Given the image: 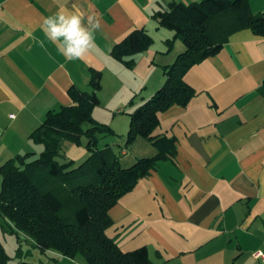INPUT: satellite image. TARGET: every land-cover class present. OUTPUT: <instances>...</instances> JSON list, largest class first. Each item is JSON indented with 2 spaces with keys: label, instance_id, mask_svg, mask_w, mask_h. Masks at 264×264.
I'll return each mask as SVG.
<instances>
[{
  "label": "crops",
  "instance_id": "crops-1",
  "mask_svg": "<svg viewBox=\"0 0 264 264\" xmlns=\"http://www.w3.org/2000/svg\"><path fill=\"white\" fill-rule=\"evenodd\" d=\"M173 1L200 0H0V166L17 155L42 152L30 135L49 111L72 103L73 85L89 88L92 68L103 73L100 100L106 108L120 112L135 95L140 99L134 107L150 98L165 81L153 62L171 64L177 52L156 51L158 59L151 47L136 56L131 70L111 50L134 29L160 32L153 13ZM251 8L263 12L264 0H251ZM61 10L95 13L103 22L83 61H67L43 35L44 18ZM37 38L45 40L44 47ZM141 67L145 74L138 84ZM185 80L197 96L187 107L162 113L155 131L176 138V162H161L120 199L110 212L114 225L108 234L124 251L147 247L154 264H264L251 254L264 248V237H258L264 236V37L248 29L235 33ZM109 81L113 87L106 92ZM131 148L122 150L124 167L157 153L142 137ZM1 226L0 245L9 252L8 226ZM16 239L19 249L26 243L40 250L25 236Z\"/></svg>",
  "mask_w": 264,
  "mask_h": 264
},
{
  "label": "trees",
  "instance_id": "trees-1",
  "mask_svg": "<svg viewBox=\"0 0 264 264\" xmlns=\"http://www.w3.org/2000/svg\"><path fill=\"white\" fill-rule=\"evenodd\" d=\"M152 17L159 27L174 33L165 40L168 52L178 39L185 46L173 63L162 66L163 85L130 114L127 145L142 137L157 153L122 167L112 146L98 147L100 138L115 133L93 116L101 105L98 91L103 73L92 68L91 89L73 85L68 90L72 103L49 111L30 135L43 146L42 152L36 157L31 153L17 155L0 166V216L6 222L3 226H8L20 242L23 235L44 253L52 251L71 260L82 257L87 264H154L147 247L124 251L108 234L114 225L110 212L161 162H176V138L156 135L155 131L162 113L173 106L187 107L197 96L198 91L185 80L188 71L218 55L237 32L248 29L264 37V11L253 12L251 0L173 1L160 5ZM154 42L146 28L134 29L113 46L111 56L134 69L135 57ZM260 92L264 94V82ZM133 102L134 98L129 104ZM85 124L91 127L84 129ZM83 137L87 138L89 157L78 166L73 160L61 163L58 157L62 156L63 143L81 144ZM11 259L0 245V264H9Z\"/></svg>",
  "mask_w": 264,
  "mask_h": 264
},
{
  "label": "rangeland",
  "instance_id": "rangeland-1",
  "mask_svg": "<svg viewBox=\"0 0 264 264\" xmlns=\"http://www.w3.org/2000/svg\"><path fill=\"white\" fill-rule=\"evenodd\" d=\"M160 32H157L156 30H154V35L156 40L154 42V44L152 45V49L153 51H159L160 53H162L163 51H168V45L165 43V39L167 38V36H165V34L168 32H172L169 29L163 28L160 29ZM183 46L184 43L182 42V40L178 39L175 41L174 46L172 48V50L170 52H177L176 53V57L179 53L178 51V47L179 46ZM185 51V50H184ZM145 53V52H144ZM158 54V59H161V55L159 53H155V55ZM175 57V59H176ZM136 59V57H135ZM154 61V60H153ZM152 63V61H151ZM154 66H156V70H158V72H162L163 74V70H162V66L164 64H158L157 60H155L153 62ZM136 66V65H135ZM135 68V67H134ZM132 70V69H131ZM145 74L144 69L139 68L138 69V75L136 76V80L137 83H141L143 75ZM164 75V74H163ZM133 74H132V81H133ZM90 77H91V72H90ZM102 79H103V74H102ZM122 79L127 81V74L125 75V77L123 76ZM122 82L120 84V86H122L121 88L123 89L124 83L126 82ZM90 82V80H89ZM102 84V81H101ZM163 85V84H162ZM103 86V85H102ZM113 87V83L109 81V85L106 86V89L104 87V91H109V89ZM91 87L89 86V88L87 90H90ZM102 87L101 89L98 91V96L100 98V96H102ZM134 100L137 98V100L140 99V94L135 95ZM132 98V99H133ZM131 100H129L130 102ZM128 104L126 102H124V106H122L123 108L121 109L120 112H118V108L112 109V108H106V106L104 105H100L98 107H96L93 111V116L95 118V120H97L98 122L101 123H105L108 126H110L115 134H110L107 136H104L102 138H100L99 141V148L103 149L106 147V145H110L113 148V151L120 157V164L122 167L125 166V161H123L124 156H122V150L123 149H132L131 147L133 146L127 145V140H128V133L130 130V123H131V116L130 114L136 109V107L133 106V104ZM126 105V106H125ZM91 125L90 124H85L84 125V129H88L90 128ZM139 138V137H138ZM137 138V139H138ZM136 139V140H137ZM147 140V139H146ZM86 143H87V138L83 137L82 139V143L81 144H76L73 143L71 141H65L63 143V151H62V156L58 157V160L61 163L64 162H69L71 160H73L75 162V166L80 165L81 163H83L90 155V152L87 150L86 148ZM43 149V146H41ZM133 165V164H132ZM130 165V166H132ZM128 166V167H130ZM2 179L0 176V185H1ZM2 224H5L4 220L2 219V217L0 216V233L2 234ZM9 229V227H8ZM6 236L7 237V246L9 249V254L11 255L12 259L9 261V264H22L24 261L28 262L29 264H87V262L82 258V257H78L75 260H71L68 258H63L60 257L57 253L51 252V253H44L40 250L37 249H33L31 247H29L26 243H24L23 247H21L20 249V255H17V253L19 252V246L17 245V239L15 234L11 233L9 230L6 232ZM23 236V235H21ZM11 237V238H10ZM258 237H264V236H258ZM10 238V239H9ZM14 246H17L16 248L13 249ZM258 251H264V248H260V250H256L254 252H252L251 254L254 256L256 252ZM31 253V254H29Z\"/></svg>",
  "mask_w": 264,
  "mask_h": 264
},
{
  "label": "clouds",
  "instance_id": "clouds-1",
  "mask_svg": "<svg viewBox=\"0 0 264 264\" xmlns=\"http://www.w3.org/2000/svg\"><path fill=\"white\" fill-rule=\"evenodd\" d=\"M41 29L45 39L57 48L67 61L85 60L95 47L96 34L102 32L103 22L95 13H65L63 10L44 18ZM41 47L44 39H35Z\"/></svg>",
  "mask_w": 264,
  "mask_h": 264
},
{
  "label": "built area",
  "instance_id": "built-area-1",
  "mask_svg": "<svg viewBox=\"0 0 264 264\" xmlns=\"http://www.w3.org/2000/svg\"><path fill=\"white\" fill-rule=\"evenodd\" d=\"M254 257L256 259H260V260L264 261V251H258V252H256L255 255H254Z\"/></svg>",
  "mask_w": 264,
  "mask_h": 264
}]
</instances>
